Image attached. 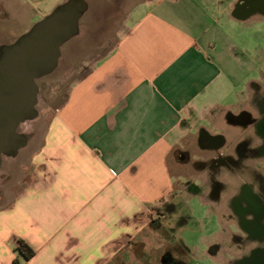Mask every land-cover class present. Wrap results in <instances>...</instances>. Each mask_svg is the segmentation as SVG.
I'll use <instances>...</instances> for the list:
<instances>
[{
    "label": "crops",
    "instance_id": "obj_1",
    "mask_svg": "<svg viewBox=\"0 0 264 264\" xmlns=\"http://www.w3.org/2000/svg\"><path fill=\"white\" fill-rule=\"evenodd\" d=\"M88 1L125 9L122 28L101 58L74 67L28 181L0 203V264H13L17 238L34 250L18 264H111L128 253L137 219L171 204L169 165H187L190 146L206 151L202 121L236 115L222 104L236 60L218 30L225 0Z\"/></svg>",
    "mask_w": 264,
    "mask_h": 264
},
{
    "label": "rangeland",
    "instance_id": "obj_2",
    "mask_svg": "<svg viewBox=\"0 0 264 264\" xmlns=\"http://www.w3.org/2000/svg\"><path fill=\"white\" fill-rule=\"evenodd\" d=\"M65 1L0 0V47L12 44L29 32ZM84 1L89 10L79 21L80 32L78 30L75 37L61 46L56 69L35 81L38 87L37 115L20 125L19 131L25 133L17 129L18 134L26 136L37 130V139L27 149L21 148L16 156L2 157L0 177L10 175L11 179H0V203L13 198L28 181L30 155L41 142V130L63 102L74 79V67L89 66L101 58L116 42L115 36L122 28L125 9L111 7L107 2L94 7L88 0ZM236 1L225 0L221 8L227 15L218 30L223 51L236 59L226 68L225 75L233 85L226 89L222 104L238 117L242 112L251 111L252 85L264 87V14L233 20L231 12ZM130 4L128 0L127 5ZM202 123L207 125L210 137H221L223 143L214 150L205 148L206 151H194L190 146L192 152L187 155L190 158L187 165H169L170 178L176 189L164 201L172 199L171 204H162L140 216L137 219L141 222L138 234L130 240L128 253L123 251V256L115 257L111 264H165L167 260L161 261V256L166 250L172 251V255L179 257L184 264H229L230 257L243 255L252 247H243L248 240L229 216L230 201L240 185L235 177L251 180L250 169L235 168V173H225L221 181L229 185V190L221 193L218 201L208 194L207 174L201 175L217 154L234 157L238 144L250 137V129L244 130L238 123L227 124L222 120L216 124L209 120ZM183 155L185 153L182 158ZM197 160L206 162L194 163ZM180 245L186 254L177 255L175 247Z\"/></svg>",
    "mask_w": 264,
    "mask_h": 264
},
{
    "label": "flooded vegetation",
    "instance_id": "obj_3",
    "mask_svg": "<svg viewBox=\"0 0 264 264\" xmlns=\"http://www.w3.org/2000/svg\"><path fill=\"white\" fill-rule=\"evenodd\" d=\"M232 13L241 19L249 15L264 14V0H238ZM252 89L251 111L242 112L231 120L233 123H238L244 130L249 128L250 137L238 144L234 157L217 154L204 168L210 188L208 194L214 201H218L221 193L229 190V185L221 181V177L225 173H233L235 168L243 170L246 167L252 174L249 181L235 177L240 185L230 201L231 212L229 213L235 227L248 240L247 244H243V247L250 245L252 247L243 255L230 257L229 264H264V87L255 84L252 85ZM19 132L25 133V131ZM27 135H31V133L28 132ZM199 141L203 148L213 150L223 143L221 137H210L204 132L200 134ZM0 179L8 180L9 176L2 175ZM179 248L175 247L177 255L186 254V250L181 245ZM164 260H167L165 264H184L169 250H166L161 256V261Z\"/></svg>",
    "mask_w": 264,
    "mask_h": 264
},
{
    "label": "water",
    "instance_id": "obj_4",
    "mask_svg": "<svg viewBox=\"0 0 264 264\" xmlns=\"http://www.w3.org/2000/svg\"><path fill=\"white\" fill-rule=\"evenodd\" d=\"M86 10L84 0H67L12 44L0 47V167L3 156L14 157L27 145L29 136L17 129L37 115L35 81L56 69L61 46L77 35Z\"/></svg>",
    "mask_w": 264,
    "mask_h": 264
},
{
    "label": "trees",
    "instance_id": "obj_5",
    "mask_svg": "<svg viewBox=\"0 0 264 264\" xmlns=\"http://www.w3.org/2000/svg\"><path fill=\"white\" fill-rule=\"evenodd\" d=\"M14 253L16 257L13 260V264H18L19 260L28 261L34 255V250L20 238L15 239Z\"/></svg>",
    "mask_w": 264,
    "mask_h": 264
}]
</instances>
